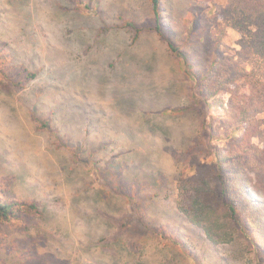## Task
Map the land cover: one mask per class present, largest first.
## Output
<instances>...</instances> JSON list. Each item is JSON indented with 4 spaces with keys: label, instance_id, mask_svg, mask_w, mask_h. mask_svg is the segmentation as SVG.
Returning <instances> with one entry per match:
<instances>
[{
    "label": "rangeland",
    "instance_id": "374dc122",
    "mask_svg": "<svg viewBox=\"0 0 264 264\" xmlns=\"http://www.w3.org/2000/svg\"><path fill=\"white\" fill-rule=\"evenodd\" d=\"M222 5L162 0V32L196 71L216 37L219 57L238 48ZM126 21L144 28L135 44ZM154 26L148 0H0V197L42 208L0 221V264H264L239 238L213 246L177 210L179 178L240 132L203 131L217 112ZM22 68L36 77L10 81Z\"/></svg>",
    "mask_w": 264,
    "mask_h": 264
},
{
    "label": "trees",
    "instance_id": "16d2710c",
    "mask_svg": "<svg viewBox=\"0 0 264 264\" xmlns=\"http://www.w3.org/2000/svg\"><path fill=\"white\" fill-rule=\"evenodd\" d=\"M148 1L155 20L150 31L178 61L202 103L217 112L215 121L202 115L203 131L210 136H216L219 128L240 132L225 151H216L209 163H197L190 175L179 178L177 210L213 246L230 245L239 238L254 252L264 254V121L259 118L264 114V0H221L218 14L224 27L239 34L238 48H229L219 57L221 44L215 36L216 55L201 71L162 32V0ZM215 1L193 0L200 5ZM124 28L132 34L133 44L144 31L133 21L124 22ZM35 77L22 68L9 80L22 84L21 80ZM42 127L48 129L46 123ZM41 209L35 201L0 197V221L31 222L42 214Z\"/></svg>",
    "mask_w": 264,
    "mask_h": 264
}]
</instances>
